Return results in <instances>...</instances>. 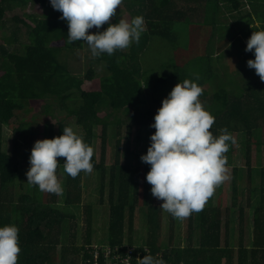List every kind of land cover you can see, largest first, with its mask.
<instances>
[{
	"label": "trees",
	"instance_id": "obj_1",
	"mask_svg": "<svg viewBox=\"0 0 264 264\" xmlns=\"http://www.w3.org/2000/svg\"><path fill=\"white\" fill-rule=\"evenodd\" d=\"M245 2H249L253 10L254 3L261 2L264 6V0H186L183 7L175 0H123L129 21L135 16L144 17L145 31L139 43H133L126 53L117 50L111 56L93 57L94 62L102 65L103 75H97L89 66L84 74L77 76L68 69L60 55L65 51L80 50L82 40L73 45L65 43L68 24L60 19L62 13L52 8L50 0H0V227L15 224L20 230L18 264H112L113 253L106 256L105 248H119L121 252L128 248L124 246L125 225L132 231L137 208L146 209L147 236L144 244L134 249L135 253H140L141 259L144 255H152L163 258L166 264H264V82L254 69L241 65L244 74L241 94L232 96L235 94L230 89L220 88L212 95L214 100L208 108L215 117L210 129L214 136L218 137L221 130L227 128L233 136L239 133L246 137L248 181L252 182L253 174H258L261 179L258 186L249 189L247 205L252 208L250 245L242 237V227L238 237L234 234V214L238 212L240 224L247 219L237 195L236 168L233 170L231 205L223 210L207 202L200 212L187 218L184 241L175 246L161 244L158 232L164 210L152 203V186L146 181L151 166L140 159L147 153L150 136L155 132L150 127L154 116L173 87L185 79L201 85L213 73L212 61L202 58L194 60L190 66L188 61L181 71L165 72L159 77L149 75L142 62L146 49L155 38L175 47L179 34L175 26L183 19L189 24L187 17L203 14L204 20L209 19L210 24L225 11L239 15ZM15 3L20 4L21 13H15L7 20L6 14ZM29 3L43 8L42 13L26 12L24 8ZM240 18H234L235 24L241 21ZM110 22L117 23L119 19L113 18ZM107 26L106 23L100 31ZM96 31L95 28L89 30L90 33ZM20 33L25 41L19 39ZM229 41L233 44V37L230 36ZM223 47L219 44L211 49L208 45V50L213 54ZM195 65L199 69L194 70ZM213 75L217 77L216 73ZM206 91L203 88L202 98ZM34 101L52 119L41 121L42 128L39 129V122L22 116L6 138L3 127L11 125L12 119L17 120L19 113L29 110ZM57 111L63 117L72 118L73 122L55 116ZM114 111L129 113L132 124L125 125L126 121L120 116L111 117ZM72 125L78 126L85 142L94 148L92 163L99 180L98 204L108 210L107 230L102 238L98 217L96 224L87 214L83 219L85 229L79 233L75 229L74 215L59 207L58 195L41 192L37 186L28 183L25 187L18 184L23 165L29 170V157L35 141L60 136L64 127ZM122 126H125L124 135ZM252 137L263 154L262 165L255 170L250 156ZM109 138L115 139L110 155L112 160L107 158V145L112 142ZM130 138L134 139L133 142ZM4 142L8 143L6 149ZM229 152L232 153L231 149L225 153L227 157ZM57 159V176L61 169L60 182L64 187L62 208H76L82 204L84 172L72 178L64 171L65 158ZM17 184L19 189H16ZM89 210L90 205L85 207V211ZM66 220H71L68 243L62 239ZM173 221L170 214V222ZM128 245H133L130 240ZM57 247L60 248L59 254Z\"/></svg>",
	"mask_w": 264,
	"mask_h": 264
},
{
	"label": "clouds",
	"instance_id": "obj_2",
	"mask_svg": "<svg viewBox=\"0 0 264 264\" xmlns=\"http://www.w3.org/2000/svg\"><path fill=\"white\" fill-rule=\"evenodd\" d=\"M122 3L123 0H50L52 8L62 13L60 19L68 24L65 43L84 41L92 57L111 56L139 43L145 31L143 16L110 22ZM106 23L107 28L100 31ZM93 28L97 31L90 33ZM245 51L254 55L247 67L264 82V30L251 34ZM202 94V86L194 80L185 79L173 87L154 116L150 127L155 132L150 136L147 153L140 157L151 166L146 181L152 186L151 194L163 201L160 208L181 220L200 212L216 188L230 179L225 153L229 151L228 142L234 145L236 140L227 128L218 137L213 135L210 129L215 117L200 101ZM93 156L94 148L85 142L78 126H66L60 136L35 141L27 183L41 192L61 195L57 158H65L64 171L76 178L81 172H93ZM19 231L15 224L0 227V264H18ZM138 260L139 264H166L163 258L152 255Z\"/></svg>",
	"mask_w": 264,
	"mask_h": 264
},
{
	"label": "rangeland",
	"instance_id": "obj_3",
	"mask_svg": "<svg viewBox=\"0 0 264 264\" xmlns=\"http://www.w3.org/2000/svg\"><path fill=\"white\" fill-rule=\"evenodd\" d=\"M178 6H182L185 4L186 0H175ZM255 10H251V6L245 5L241 12L229 14L225 12L227 16L222 17L218 15L215 21H211L209 24V19L204 20V15H195L193 17H187L190 21L189 24H186L185 19H183L180 23L177 22L175 28L176 31L179 33L176 38L175 47L170 42H164L160 39L153 38V42L149 45L142 56V62L144 63L145 70L149 75H155V77H159L162 73L165 72H174V71H181L184 70V66H187V62L189 66L192 64L194 60L198 61L202 58L210 59L212 61L211 68L212 72L211 77L207 76V80H204L200 86L205 88L206 95L202 98V95L199 97L200 101L204 105L205 109L208 110L209 104L212 103L214 100L213 94L216 90L220 88L230 89L231 92L238 96L242 92V84H243V72L240 70L241 65L247 66V61L249 59H254V55L252 52H246L247 40L250 38L251 34L257 29L264 30L262 25L264 24V6L261 2L254 3ZM259 4V5H258ZM20 4L15 3L11 5V9L9 8V12L6 14V19L9 20L10 17L13 16L15 13H21ZM183 7V6H182ZM26 12L29 13H42V9L40 6L29 3L25 8ZM44 12H48V10H44ZM199 13V12H198ZM250 13L251 18H246V14ZM241 16V21L239 20L238 23L235 24L234 18L239 19ZM254 17V18H253ZM118 19H126L129 20V15L126 12V7L122 3L119 8L117 9V15L112 17ZM253 18V19H252ZM233 21V22H232ZM232 22L231 24H228ZM218 24V27L216 26ZM222 24V26H220ZM235 24V25H234ZM249 24V27L247 25ZM233 25V27H231ZM242 28L243 31L239 32ZM22 32H24V28H21ZM23 34V33H22ZM212 35L210 40L209 36ZM233 37L234 43L231 44L229 38ZM19 39L25 41L23 35L19 34ZM0 42H2V38L0 37ZM219 44H222L224 47L222 50L213 51V54L210 50H208V45L210 48H215ZM127 49H123V52H127ZM245 51V52H244ZM61 59L66 63L68 69L75 75L79 76L84 74L89 66H92L96 74L101 76L104 73L103 67L100 63L94 62L91 56L90 49L88 48L87 44L82 41V47L80 50L76 49L75 52L67 53L62 52L60 55ZM195 57V58H194ZM184 63V64H183ZM201 65V64H200ZM199 69L198 65H195L194 70ZM250 69V68H249ZM216 73L217 77L213 74ZM220 75V76H219ZM207 106V107H206ZM156 105H154V111H156ZM43 108L38 106V102L34 101L30 105V109L19 113L17 120L12 119L11 125L4 126V136L7 138L10 136L12 129L17 126L20 117H24L25 119L32 118L34 122H39V129L42 128L41 121H47L52 119L49 115H46L45 112L42 111ZM59 118H65L64 121L73 122L72 118L63 117V115L58 114V111L54 114ZM117 117L125 120L126 124H132L129 113H125L124 111H114L111 117ZM58 119V118H57ZM264 131V130H263ZM98 132V131H97ZM122 134L125 133V126H122L121 129ZM262 135H264L262 133ZM236 140V143L233 145H229V150L231 149L232 153L229 152L227 157V167L229 169L230 179L225 181L219 187L216 188L213 196L209 198L207 202L212 203L213 205H217L223 210L231 205V188L233 184L234 178V169H238L236 172V183L238 187L237 195L239 196V201L241 200V206L244 209V216L245 220H242V223H239V216L238 212L234 214V228L236 236L238 237L240 234V229L242 227V237L247 244H251V237H252V208L247 205L249 195V189L254 187L255 185L258 186L260 183V176L258 174H253L252 182L248 181L246 175V165H245V141L246 137L242 134L236 133L233 136ZM112 142H109L107 145V158L112 160L110 157L112 151L114 150V138H109ZM41 140V138H40ZM133 142V138H130ZM123 142V141H122ZM143 143V142H142ZM8 143H3V146L6 149ZM250 149H251V164L254 168H260L263 161V154L261 153V147H259L256 143L255 137H252L250 141ZM96 148V147H95ZM124 153V147H122V154ZM111 162V161H110ZM23 173L19 180L20 183L23 184V187L27 184V167L23 165ZM58 179L61 181V169H59V177ZM17 184V188L19 189V185ZM98 176L97 173L94 171L90 174L83 173V184H82V204L77 206L76 208H62V196H57V203L60 204L59 207L63 209L65 212L74 215V222H75V229L82 232L85 229V224L83 219L87 217V214H90L91 218L93 219V223L97 224V217L98 221L101 224V238L104 234H106V227H107V220H108V210L106 207L100 208L98 204L99 200V193H98ZM63 187V186H62ZM64 190V187H63ZM151 191V190H150ZM47 196V195H46ZM150 197L152 199V203L156 205H161L163 201L158 200L155 198L151 193ZM47 198V197H46ZM44 200V198H43ZM252 199L250 198V202ZM151 202V201H150ZM206 202V204H207ZM90 205V210L85 211V207ZM106 206V205H105ZM237 211V210H236ZM134 222H133V229L129 231L127 225H125V239L124 245H128V241L130 240L132 244L139 245L140 242H144L147 236L146 231V209L145 208H137L135 212ZM100 216V218H99ZM70 222V224H69ZM186 219H177L174 218L173 222H170V213L164 211L161 218V226L158 232V241L167 246L168 244L176 245L184 241V238L187 234L186 229ZM70 221H64L63 223V233L62 239L63 242L68 243L70 240ZM173 227H172V226ZM171 226V227H170ZM223 235V231H222ZM96 236V235H95ZM196 236V235H195ZM80 237V236H78ZM99 238V235L96 236ZM224 238V236H223ZM222 238V240H223ZM56 252L59 254L60 248H56Z\"/></svg>",
	"mask_w": 264,
	"mask_h": 264
},
{
	"label": "built area",
	"instance_id": "obj_4",
	"mask_svg": "<svg viewBox=\"0 0 264 264\" xmlns=\"http://www.w3.org/2000/svg\"><path fill=\"white\" fill-rule=\"evenodd\" d=\"M147 250V249H145ZM113 253V262L112 264H139L141 259L140 253H135L134 248H127L125 251L121 252L119 248L111 249L109 247L105 248V255L108 256ZM97 256L95 252L94 257Z\"/></svg>",
	"mask_w": 264,
	"mask_h": 264
},
{
	"label": "crops",
	"instance_id": "obj_5",
	"mask_svg": "<svg viewBox=\"0 0 264 264\" xmlns=\"http://www.w3.org/2000/svg\"><path fill=\"white\" fill-rule=\"evenodd\" d=\"M246 3V2H245ZM246 5H249V2L248 3H246ZM245 5H241V8H240V12H241V10H242V8L244 7ZM224 10V9H223ZM252 10V9H251ZM226 12V11H225ZM225 12H223L222 14H221V16L223 17L224 16V14H225ZM239 12V13H240ZM227 13H229V12H227ZM229 14H233L232 12H230ZM225 16H227L226 14H225ZM246 18H251V15H250V13H248V14H246ZM254 18V17H253ZM252 18V19H253ZM233 22V21H232ZM232 22H230V23H228V24H231ZM212 37V35H210L209 36V38H211ZM106 233V232H105ZM144 244V242H140V244L139 245H132V246H129V245H127V246H125V247H128V248H134V249H136V247H139V246H142ZM107 247V246H106ZM123 247V246H122ZM145 248H146V246H145Z\"/></svg>",
	"mask_w": 264,
	"mask_h": 264
}]
</instances>
